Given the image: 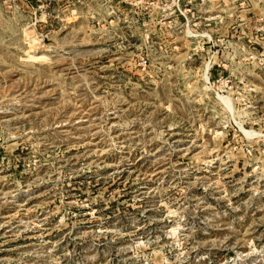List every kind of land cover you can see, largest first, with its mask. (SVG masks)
Returning <instances> with one entry per match:
<instances>
[{"label":"rangeland","instance_id":"1","mask_svg":"<svg viewBox=\"0 0 264 264\" xmlns=\"http://www.w3.org/2000/svg\"><path fill=\"white\" fill-rule=\"evenodd\" d=\"M0 264H264V0H0Z\"/></svg>","mask_w":264,"mask_h":264}]
</instances>
